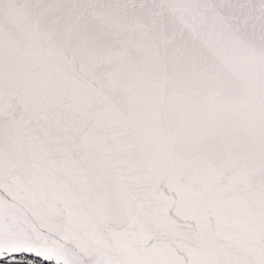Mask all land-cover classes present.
Instances as JSON below:
<instances>
[{
  "label": "snow or ice",
  "instance_id": "1",
  "mask_svg": "<svg viewBox=\"0 0 264 264\" xmlns=\"http://www.w3.org/2000/svg\"><path fill=\"white\" fill-rule=\"evenodd\" d=\"M0 259L264 264V0H0Z\"/></svg>",
  "mask_w": 264,
  "mask_h": 264
},
{
  "label": "built area",
  "instance_id": "2",
  "mask_svg": "<svg viewBox=\"0 0 264 264\" xmlns=\"http://www.w3.org/2000/svg\"><path fill=\"white\" fill-rule=\"evenodd\" d=\"M0 264H7V261L6 260H0ZM45 264H48V262L46 261Z\"/></svg>",
  "mask_w": 264,
  "mask_h": 264
},
{
  "label": "water",
  "instance_id": "3",
  "mask_svg": "<svg viewBox=\"0 0 264 264\" xmlns=\"http://www.w3.org/2000/svg\"><path fill=\"white\" fill-rule=\"evenodd\" d=\"M0 260H3V259H0Z\"/></svg>",
  "mask_w": 264,
  "mask_h": 264
}]
</instances>
